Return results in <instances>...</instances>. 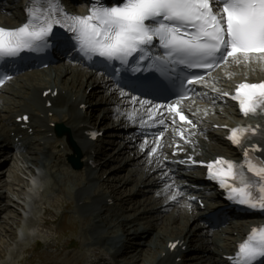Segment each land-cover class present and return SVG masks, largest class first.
<instances>
[{"label": "bare ground", "instance_id": "1", "mask_svg": "<svg viewBox=\"0 0 264 264\" xmlns=\"http://www.w3.org/2000/svg\"><path fill=\"white\" fill-rule=\"evenodd\" d=\"M11 6L9 8H12ZM19 13V10H11L9 13L0 10V26L13 28L19 25V22H24ZM251 64L246 66V69L260 73L261 66L256 65V62ZM232 67L233 65L231 69ZM234 72L237 73V71ZM23 76L16 79H22ZM215 80L222 81V76H216ZM17 81L14 87L9 88L5 95L0 97V146L4 145L1 143L7 142V147L27 149L28 160L47 171L52 182L45 186V198L50 193L64 192L68 197H73L74 201H54L51 208L46 209L45 207L44 211L49 217L44 219V227L51 228L57 221L52 209L68 208L74 203L75 212L81 217L83 224L81 234L88 232L90 237L84 243L85 248L101 245L105 251L120 254L127 240L134 241L139 236L145 237L144 246L138 253L140 254L138 258L135 252L124 262L116 264H182L177 262V258L184 254L182 247L189 245L193 248L195 255L189 258L187 264H208L209 260H212L213 264H227L221 253L227 254L226 251L231 248L236 238H225L223 235L231 231L228 229L220 232L214 230L210 235V226L201 219L200 214L193 212V208L198 209L196 204H186L180 201L176 204L175 201L164 198V181L171 183L172 187L169 191L183 190L186 194L192 193L191 196L195 197H198V194L203 196L205 194L187 190L186 187H181L176 180H168V177L160 175L158 179L154 178L155 173L150 174L155 171L154 168L138 173L129 168L132 165L130 161L122 166L124 160H129L126 155L132 152L131 148L134 145L129 137H125L123 141H119L118 138L109 141L107 151L113 150L114 154L93 168L90 161L94 160L96 145L88 138V132L92 129L93 123L91 119L83 116L82 106L85 107L84 104L88 103L93 104V101L88 102V100L94 99H100L99 103L102 107L115 106L114 112L105 116L100 123L106 124L108 120L116 121L121 125H115L113 130H118L122 129L123 122H128L131 117L119 106L131 105L130 101L107 94L106 84L99 81L98 75L94 76L77 65L55 66L49 71L42 72L33 71L26 73L23 80ZM199 91L205 106H210L214 102L223 103L219 96L207 90ZM54 92H57L56 96ZM101 106H95L92 110L101 112L103 110ZM2 112L7 113L3 115ZM51 113H53L52 116H50ZM117 113L123 116L122 120L120 117L116 119ZM23 115L30 116L28 123L18 121V118ZM195 119L199 121L198 115ZM58 124L68 128L67 136L55 135V126ZM31 129L36 131V138L42 142L40 146L33 144L34 134L29 133ZM202 131H206V127L202 124L198 131H194L196 139L192 147L196 148L192 152L193 155H197L199 151L201 152L199 154L207 158L224 154L221 149L228 147L225 139H222L212 129H207L205 135L200 134ZM11 133L14 134V139ZM110 136L114 137L111 134ZM15 137H20L19 145L15 143ZM204 138L208 141L203 140ZM71 140L84 155L81 171L64 168V165H67V158L73 151V147L70 146ZM117 148L118 152H116ZM163 167L160 166L159 169ZM107 172L109 175L104 177ZM114 180L117 181L114 182ZM140 184L147 185L149 189H140V192L136 193ZM140 193L146 196L145 199H137ZM147 194L150 195L147 196ZM111 199L114 201L113 205L107 203ZM117 203L118 208H114ZM127 204H134V208L129 211ZM7 208V205L3 206L5 211ZM139 211L141 213L136 215ZM108 213H110L109 217L104 218ZM120 217L123 219L120 220ZM154 218H156V225L151 232H148L144 227L146 221ZM86 219L89 221L84 226ZM241 231L242 228L238 230L239 233ZM174 241L182 242V244H179L174 252H170L168 243ZM130 250L133 252L136 250V242ZM61 252L57 256H61ZM216 257L221 259L217 260ZM83 260L84 258L80 255H73L66 261V264H81Z\"/></svg>", "mask_w": 264, "mask_h": 264}, {"label": "snow or ice", "instance_id": "2", "mask_svg": "<svg viewBox=\"0 0 264 264\" xmlns=\"http://www.w3.org/2000/svg\"><path fill=\"white\" fill-rule=\"evenodd\" d=\"M88 2L89 14L78 16L67 13L62 0H29L25 23L15 29L0 26V65L22 53L45 52L57 42L56 27L69 34L75 51L83 59L95 62L100 58L105 68H111V76L120 74L122 69L133 73L153 70V76L137 77L128 85L118 82L121 95H125L126 87L142 96L166 92L169 86L165 80L179 66L211 69L229 58L237 63L264 59V0H117L115 6H105L103 0ZM153 49H157V54H152ZM10 78L7 73L0 76V86ZM203 79L202 75L192 73L181 81V87ZM231 98L238 102L244 116L264 115V82L241 83ZM130 101L141 107L152 105L146 108L149 113L161 107L152 99L136 95ZM166 111L174 113L172 124L176 123L175 117L194 124L178 104H168ZM158 122L164 124L163 119ZM178 130L184 138L183 130ZM249 133L256 135L251 128L232 129L229 139L242 147ZM156 135L162 136L163 129ZM158 147L162 145L149 148L147 155L154 156ZM255 150L258 149L254 147ZM244 158L241 165L220 158L208 163L209 178L218 181L230 200L264 211V158L253 161L248 149H244ZM155 162L160 165L159 158ZM245 165L252 178L239 170ZM160 175L173 179L167 171ZM171 187L165 180L163 191L168 194ZM179 195L183 192L171 193L170 198L175 201ZM170 247L175 248L176 244ZM229 259L231 264H264V228H254L238 246L236 256Z\"/></svg>", "mask_w": 264, "mask_h": 264}, {"label": "rangeland", "instance_id": "3", "mask_svg": "<svg viewBox=\"0 0 264 264\" xmlns=\"http://www.w3.org/2000/svg\"><path fill=\"white\" fill-rule=\"evenodd\" d=\"M226 121L228 122L229 118L220 115L216 122L221 124ZM107 122L102 124V128L109 127L112 123L111 120ZM216 130L220 132V136L223 135L219 129ZM111 133L107 130L108 136ZM110 137L106 138V142L111 140ZM11 155L0 170V188L4 186L0 195L2 193L5 195L6 204H8L6 211L0 213V264H66L73 255L84 258L81 264H85L87 260L88 264H106V261L100 260L98 255L100 247H84V243L89 238L88 232L81 234L82 222L70 216L73 208L52 209L53 213L58 215L64 211L66 217L63 221L54 223L51 228L43 226L44 219L49 217L47 213H44L45 207L51 208V204L59 200L72 202L73 197H68L64 192H54L51 196L44 198L41 192L47 183L52 182L50 175H45V171L40 169L41 175L36 176L35 172L39 167L30 162L29 158L25 157V159L14 153ZM34 179L42 184L34 187L32 185ZM30 188L37 193L36 200L30 198L28 194ZM153 225L154 223L151 224V228ZM59 252L62 253L61 256H57Z\"/></svg>", "mask_w": 264, "mask_h": 264}]
</instances>
